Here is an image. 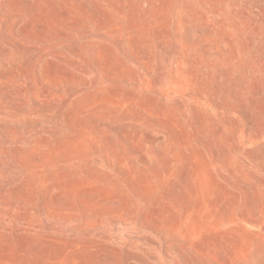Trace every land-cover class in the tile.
Listing matches in <instances>:
<instances>
[{
    "label": "rangeland",
    "instance_id": "1",
    "mask_svg": "<svg viewBox=\"0 0 264 264\" xmlns=\"http://www.w3.org/2000/svg\"><path fill=\"white\" fill-rule=\"evenodd\" d=\"M0 264H264V0H0Z\"/></svg>",
    "mask_w": 264,
    "mask_h": 264
}]
</instances>
